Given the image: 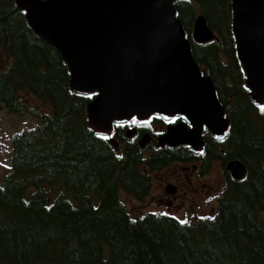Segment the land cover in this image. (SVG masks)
Instances as JSON below:
<instances>
[{
  "label": "trees",
  "instance_id": "obj_1",
  "mask_svg": "<svg viewBox=\"0 0 264 264\" xmlns=\"http://www.w3.org/2000/svg\"><path fill=\"white\" fill-rule=\"evenodd\" d=\"M175 9L230 121L222 141L204 133L205 152L181 146L190 168L222 163L218 212L187 223L160 212L132 215L120 190L144 201L152 174L178 161V151L149 154L141 132L126 137L129 125H115L117 150L97 135L86 111L96 95L73 92L60 53L34 34L15 0H0V104L40 119L14 136L0 185V264H264V107L246 88L232 0H181ZM199 14L217 36L212 42L193 39ZM232 160L245 164L243 180L226 171Z\"/></svg>",
  "mask_w": 264,
  "mask_h": 264
},
{
  "label": "water",
  "instance_id": "obj_2",
  "mask_svg": "<svg viewBox=\"0 0 264 264\" xmlns=\"http://www.w3.org/2000/svg\"><path fill=\"white\" fill-rule=\"evenodd\" d=\"M181 0H15L34 34L60 53L70 72V88L96 95L87 105L88 126L117 150L115 125H147L152 117L171 120L159 147L206 150L204 133L224 140L230 130L214 82L195 60L177 17ZM236 50L253 102L264 107V0H232ZM217 38L204 15L194 22L193 39ZM131 126L126 137L132 139ZM151 136L139 146L145 149ZM235 180L247 168L240 160L226 164Z\"/></svg>",
  "mask_w": 264,
  "mask_h": 264
},
{
  "label": "rangeland",
  "instance_id": "obj_3",
  "mask_svg": "<svg viewBox=\"0 0 264 264\" xmlns=\"http://www.w3.org/2000/svg\"><path fill=\"white\" fill-rule=\"evenodd\" d=\"M26 97L34 105L38 106L41 104L31 95L27 94ZM39 122L40 119L31 115L8 113L4 105L0 104V185L3 184L6 174L11 169L14 136L25 129L35 128ZM210 177L213 180L206 179L205 183L213 186L211 187L213 188L212 193H207L208 188L205 192H198L195 187H192L186 193L181 192V208H172L168 205L167 199L157 191L156 184H154L150 194L142 202L134 200L123 190H120V196L125 207L134 216L164 212L165 214L168 213V215L172 214L182 221H194L198 217L213 216L219 210V199L225 186V177L220 161L215 162L211 167Z\"/></svg>",
  "mask_w": 264,
  "mask_h": 264
},
{
  "label": "flooded vegetation",
  "instance_id": "obj_4",
  "mask_svg": "<svg viewBox=\"0 0 264 264\" xmlns=\"http://www.w3.org/2000/svg\"><path fill=\"white\" fill-rule=\"evenodd\" d=\"M155 118H158L156 119L157 121ZM155 118L152 117L147 125H137L133 122L130 126L136 128V133L139 134V132H141V138L145 134L151 136V142L149 144H151L152 148L149 149V154H153L159 149H163L167 152L173 150L178 151V161H173L163 170L152 174L153 186L156 184V189L159 194L167 199L168 205L172 208H181V192L186 193V191L195 187L198 192H205L208 188L207 193H212L213 188L211 187L213 186L206 184L205 181L206 179L213 180L210 177V169L217 161H214L210 167L205 169L203 168L204 161H200L194 165L193 168H190V165L181 164V145L176 147L167 145L165 147H159V138L168 132L170 126L176 127L181 125L183 122L182 119L180 117H174L171 120H165L160 117ZM166 214L168 215V213ZM169 215L174 216L172 214Z\"/></svg>",
  "mask_w": 264,
  "mask_h": 264
},
{
  "label": "snow or ice",
  "instance_id": "obj_5",
  "mask_svg": "<svg viewBox=\"0 0 264 264\" xmlns=\"http://www.w3.org/2000/svg\"><path fill=\"white\" fill-rule=\"evenodd\" d=\"M184 223H187V221H183Z\"/></svg>",
  "mask_w": 264,
  "mask_h": 264
},
{
  "label": "crops",
  "instance_id": "obj_6",
  "mask_svg": "<svg viewBox=\"0 0 264 264\" xmlns=\"http://www.w3.org/2000/svg\"><path fill=\"white\" fill-rule=\"evenodd\" d=\"M179 219V218H178Z\"/></svg>",
  "mask_w": 264,
  "mask_h": 264
}]
</instances>
